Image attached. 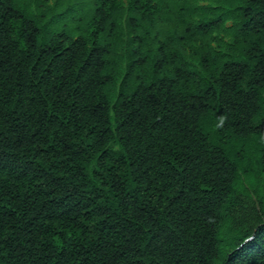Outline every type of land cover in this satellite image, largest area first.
I'll return each mask as SVG.
<instances>
[{
  "label": "trees",
  "instance_id": "trees-1",
  "mask_svg": "<svg viewBox=\"0 0 264 264\" xmlns=\"http://www.w3.org/2000/svg\"><path fill=\"white\" fill-rule=\"evenodd\" d=\"M263 182L264 0H0V264H264Z\"/></svg>",
  "mask_w": 264,
  "mask_h": 264
},
{
  "label": "rangeland",
  "instance_id": "rangeland-1",
  "mask_svg": "<svg viewBox=\"0 0 264 264\" xmlns=\"http://www.w3.org/2000/svg\"><path fill=\"white\" fill-rule=\"evenodd\" d=\"M42 9L38 12L40 15ZM45 20H50V17H45ZM90 23V18L81 13L80 11H74L65 15L64 17L58 19L57 22L53 23L49 27V33L61 32L66 31L72 37L79 36V30L82 32L85 31ZM49 33L45 34L43 37L40 38L41 43H47L49 41ZM260 189L264 192V182L263 185L260 186Z\"/></svg>",
  "mask_w": 264,
  "mask_h": 264
}]
</instances>
